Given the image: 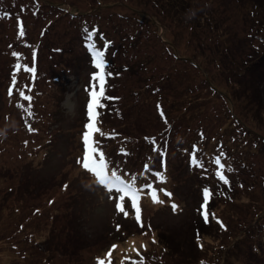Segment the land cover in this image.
Masks as SVG:
<instances>
[{"label": "rangeland", "instance_id": "1", "mask_svg": "<svg viewBox=\"0 0 264 264\" xmlns=\"http://www.w3.org/2000/svg\"><path fill=\"white\" fill-rule=\"evenodd\" d=\"M204 1L213 3V0ZM215 4L218 5L220 35L229 33L234 41L236 39L231 48L233 46L239 62L251 57L247 53L252 52V47L254 52L264 50V41L247 40V28H255L256 15L252 16L244 8H234L235 0H215ZM61 6L66 8L65 12ZM74 7L82 17L67 13ZM132 10L146 17L155 14L150 3L137 0H0V264H98L97 258L105 264L109 259L111 264H131L126 258L139 260L137 251L146 258L143 264H156L157 254L161 255L157 260H161V264H193L194 259L196 264L198 257L212 261V255L207 253L212 246L210 238L202 236L197 241L199 251L194 243L195 235L190 232L197 225L194 224L196 218H191L199 206L196 189L204 181L187 189L190 187L185 179L188 166L174 154L175 144L167 145L168 159L161 157L166 154L162 147L152 153L139 144L134 150V145L128 143L145 134L157 135L161 127L152 106H140L141 100L136 101L131 94L134 89L140 90L141 81L128 80L124 75L115 80L105 78V96L110 99L102 98L104 107L97 109L96 122L100 131L94 133L93 138L104 153L105 163L112 165L110 171H106H115L142 192L138 201L142 228L132 219L134 209L126 207L127 217L116 210L114 200L110 198L116 190L110 194L100 185L99 178L78 162L83 157L82 133L87 122L88 93L95 83L91 78L95 71L93 58H89L80 45L92 36L85 31L87 29L83 30L85 24L91 30L98 28L105 41H113L117 49L127 42L128 36L139 34L144 38L143 45L148 53L155 56V64L159 67L156 69L161 75L165 71L170 74L172 86L179 88V93L204 90L191 62L198 64L203 76L207 75L217 88L226 92L232 90L230 80L211 60L212 54L207 56L201 49H196V41L188 44L186 32L169 27L164 33L161 28L158 33H163L165 41L161 45V41L158 43L150 37L153 34L150 26L135 24L136 16ZM95 11L97 14L91 15ZM171 20L173 18L167 14L166 24ZM21 25L23 36L20 35ZM260 34L264 38V31ZM28 42H34L38 48L28 47ZM164 45H171L178 56L189 57L191 62L175 64L170 50ZM102 49L99 48L102 53L111 52L108 48ZM124 59L125 53L118 51L115 58L110 57V62L117 67ZM162 86L165 90L158 86L156 92H165L169 96L167 90L171 85L163 83ZM10 89L12 95H9ZM20 91L30 96L31 101H25L19 95ZM201 94V101L193 103L189 110L190 116L199 109L201 114L191 123L193 128L189 132L187 129V133L191 136L201 133L202 140L210 141L223 133L237 135L238 132L232 131L224 121L221 101L209 91ZM20 103L25 104V109L18 106ZM29 103L31 108L27 107ZM251 111L247 116L239 113V118L254 133L250 141H256L257 137L263 139L264 111L257 112L255 108ZM106 128L120 135L114 144L104 136ZM122 136L126 141L122 142ZM222 137L228 139V136ZM119 143L129 144L132 148L121 150ZM143 151L147 156L138 157ZM152 156L158 164L165 158L170 162L163 179L147 171L144 165L140 168L141 162L150 161ZM249 156L236 175L243 183L255 180L259 187V181H264V154L260 151ZM183 182L186 183L181 186ZM146 183L156 192L161 184L167 183L173 190L178 188L177 196L173 198L164 191L157 192L158 200L154 202L152 189L146 188ZM262 190L261 186L256 189L258 193ZM250 192L238 191L237 197L242 203L238 201L234 206L226 205L218 210L221 216L229 217L227 222L232 237L242 232L239 230L245 221L252 220V213L247 214L245 203L260 199L258 206L264 210V197ZM168 205H175L177 213L170 212L166 208ZM112 245L116 247L109 258L107 253ZM261 260L247 246L245 252L241 250L238 257L231 260V264H260Z\"/></svg>", "mask_w": 264, "mask_h": 264}, {"label": "trees", "instance_id": "2", "mask_svg": "<svg viewBox=\"0 0 264 264\" xmlns=\"http://www.w3.org/2000/svg\"><path fill=\"white\" fill-rule=\"evenodd\" d=\"M141 1L150 3L151 8L155 11V14L153 15V13H151L146 17L142 13L132 10L133 15L136 16L134 19L135 24L139 23L143 26L146 25V27L150 26L153 31V34L150 37H153L158 43L161 41V45H163L165 42L163 33L159 34V30L162 28L165 33L169 27H172L176 28V31L180 29L188 34V44L196 41L198 44L196 49H201L207 56H209V53L212 54L210 56L212 57L211 60L214 61V64L218 67V69H220V72L224 75V77L230 80L232 90L228 92L213 85L207 75L203 76L202 68L198 66V64L191 62L189 57L178 56L175 52V48L173 49L171 45H169V47L164 45L167 50H170L175 64L183 62L187 63L189 61L191 62L190 66L194 68L197 78H201L204 84V90H202L204 93L205 91H209L218 101H221L224 107L222 111H225V117L223 116L224 121L228 124V126H231L230 129L232 131H237L238 133L237 135H231L229 133L226 135V133H223L220 134L221 137L216 140L212 139V141H210V139H207L208 141L202 140L200 138L201 133H194L193 136H191V133H187V129L188 132L192 130L193 127H191V123H193L198 115L201 114L199 113L201 112V109L194 112L193 115L190 116L191 111L189 110L192 108L190 106L193 103L201 101V97L203 96L201 93L203 91L200 92L192 89L186 90L184 93H179V88L172 86L173 80L170 74L165 71L162 73L164 75H161L159 70L156 69H159V67L155 64V56L153 53H148L147 48L143 45L144 38L139 36V34L128 36L125 39L127 42L119 45L117 49L113 41H105L103 33H101L100 30L99 33L98 28H92L91 30L88 29L89 27L85 24L83 25V30L87 29L85 31L92 35L89 36L91 40H88L87 42H80L82 48L87 52V56L94 59V50L100 52V47L103 48L102 50H104V48L110 49L111 52H108L107 50L103 51V58L105 60V78L115 80L116 78H120L124 75L128 80L136 78L138 81H141L142 86L139 88L140 90L138 91L134 89L131 91V94L136 101L137 99L141 100L139 103L140 106H152L151 108L153 109L154 114L158 118V123L161 126L157 135L145 134L139 138H132V142L128 143L134 145L135 148H132L129 144L127 146H123L120 143L119 148L121 150H131V148L136 150L139 144L140 147H147L149 152L151 151L152 153H155L156 151H159L160 147H162L164 149V153L166 152V154L161 157H167L169 159L167 154V145L170 146L175 144L174 154H177V156L180 157L188 166L185 179L186 181L188 180L190 187L187 189L191 188L195 183L204 181L200 188H195L199 194V206L195 215L191 214V218H196L197 222L194 221V224L197 223V225L193 228V230L195 229L194 233L193 230L190 232L192 235H195L194 243L198 250L199 247L197 246V241H199L202 236L210 238V245L212 246L209 248L207 253L212 255L210 257L212 258V261L210 262L205 259H200L202 257H196L197 263L200 259V264H231V260L238 257L241 250H244L245 252L246 247L249 246L250 251L262 259L259 263L264 264V210H261L258 206L260 199L256 200V202L249 200L248 203L244 204L247 208V214L252 213V220L251 222L245 221L242 224L241 230H239L242 232L236 237L230 236V230L227 222L229 217L224 215V212V217L221 216L218 211L226 205L234 206L238 201L240 202V198L237 197L239 194L237 192L240 190L244 191V193L252 191L250 193L255 194L258 197H264V190H262L261 193L256 191V189L260 186L261 188H264L263 180H260V183L258 182L259 187H257L255 180L243 183V180L236 175L239 172L238 170H242L244 164L247 163V159L250 158L249 154L253 155V153L255 154L260 151L264 154V138L260 139L257 137L256 141H250L249 139L251 134L254 133L251 132L250 126L248 124L246 125V123L244 121L242 122L239 118L240 114H245L247 116L248 112H252L251 110H253V108H255L257 112L264 111V50L254 52L252 47V52L247 53V55H251V57L242 63L238 61V55H236L235 50L232 49L233 46L231 48V44L235 43L236 39L234 41V37H231L229 33H227L228 35H220L218 29L219 24L217 25L219 14L216 7L218 5L215 4V0H213V3L204 0H137V2ZM235 2L237 5L235 7L233 6L234 8H244L246 12L252 16L256 15L255 19L257 23H253L255 28H251L252 26L250 27L251 29L249 27L247 28V40L258 39L264 41L263 36L260 34L264 31V0H235ZM60 5H62V3H60ZM61 7L65 12L66 8L64 6ZM75 8L76 7L67 13L69 15L77 13L78 10ZM97 9L98 8L96 7V10ZM93 14H97V11L91 15ZM167 14L173 18V21L171 20L168 24L164 21ZM76 15L78 17H82L81 13H77ZM85 18L88 17L85 16ZM254 29L257 30L255 31ZM249 30L251 31L250 34H248ZM45 31L46 29H44V34L47 32ZM258 33L260 34L259 37ZM250 45L252 44L250 43ZM33 46L34 48H38V45L34 42H28V47ZM38 50L40 53V48ZM118 51L119 53H125L126 60L124 59L125 61L122 62L120 66L116 67L112 65L113 63L111 64L110 57L114 56L115 58ZM94 70L99 71V69H96L95 66ZM108 72H111L112 75H107ZM172 73H174V71H172ZM163 83L171 85V88L167 90L170 93L169 96H167L168 93L166 95L165 92H156L159 87L165 90L166 87L162 86ZM171 97H173L172 100H170ZM144 100L146 101L144 102ZM157 105L160 107L158 108ZM161 110L164 113L163 117L160 115ZM187 113L189 114L187 115ZM185 125H189L186 126L188 128L184 127ZM197 126L199 125L197 124ZM107 131H109V129H107ZM107 131L104 136L111 140L113 144L119 140V134ZM223 135L225 137L228 136V139L223 140ZM238 135L242 136L239 137ZM184 138L187 141H184ZM124 140L125 138L122 136V142ZM117 153L118 152H116V154ZM143 153L144 151L140 152L138 157L143 155ZM144 156H147V153L144 154L143 157ZM218 156L221 163L225 165L221 171L226 177L227 183L220 180L215 174L218 166L215 165L214 161ZM106 157L110 158V156ZM154 158L155 157L152 156L150 157V161L143 160L140 168L144 165L147 171L154 174L159 172L160 176L164 178L165 175L163 173L168 172L170 162H168L167 158H165L160 160L158 164ZM105 165L107 167L106 169L110 171V167H112V165L110 166L109 164L108 166L107 163H105ZM201 165H203V167H201ZM139 171L141 170L139 169ZM121 179L128 182L125 178ZM211 181H213L212 183L214 185H211ZM184 183L186 182H183L181 186H183ZM164 188H166V191L171 193V197L174 198L177 196L176 190H178V188L173 190L169 187V185H167V183L161 184L157 192H161V189ZM204 188H208L210 190L211 196L207 205L202 208L201 205L204 204ZM182 189L184 190L185 188ZM137 190L140 196L142 192L139 188H137ZM109 193L111 194L112 192ZM128 207L130 208V204ZM166 208L173 214L177 213V209H173L170 205ZM205 211L208 213L207 220H205L204 217ZM35 212H38V209H36ZM132 213V219L135 220V211ZM1 241L2 240L0 239V242ZM246 242L247 244L245 246ZM214 253H217V255H213ZM159 258H161V255L157 254V260ZM145 260L146 258L144 256V262ZM157 260L155 261L156 264L162 263L161 260ZM195 260L196 259H194L193 264L195 263Z\"/></svg>", "mask_w": 264, "mask_h": 264}, {"label": "snow or ice", "instance_id": "3", "mask_svg": "<svg viewBox=\"0 0 264 264\" xmlns=\"http://www.w3.org/2000/svg\"><path fill=\"white\" fill-rule=\"evenodd\" d=\"M23 26H20V35L23 36ZM13 55H19L18 53H13ZM94 59L92 63L95 64L96 69H99V71H93L91 73V78L95 83L92 84L91 90L89 91V99L86 104V120L87 122L84 124V131L82 133V141H83V157L82 159L78 160L79 163H82L83 168L86 170H90L92 173L95 174L96 177L99 178V183L101 185H104L108 188L110 192H112L113 189L116 191L113 193L110 198L114 200L115 208L119 212L123 213L125 217L129 215L128 211H126V207L129 206L132 209L135 210V220L139 224V226L142 228L143 224L141 221V209L138 203L139 200V193L137 188L134 186L131 182H126L124 179H121L120 175H117L115 171L107 172L106 171V165L104 160V153L99 150L97 141L94 140V133H97L100 131V129L97 126L96 120L98 117V108L104 107V104L102 103V98L110 99V97L105 96V60L103 58V53L99 51L94 50ZM107 75H112L111 72H108ZM13 80H15V77H13ZM12 90H9V95H12ZM20 96L24 98L25 101H31V97L25 95L24 91H20ZM21 109H25V104L20 103L18 105ZM28 108H31V104L29 103L27 105ZM159 108L160 106L157 105ZM29 116L32 115L30 111L27 112ZM160 115L163 117L164 113L161 110ZM29 130L31 131V127L29 126ZM27 143V142H26ZM99 153L97 156L96 154ZM215 165L218 166L216 170V176L219 177L220 180L227 183V179L224 176L221 169L225 167L224 164L221 163V160L218 157H216L214 161ZM203 167V165H201ZM156 176L160 179H163L162 176H160V173L157 172ZM146 188L152 189L151 196L154 202L158 200L157 198V192L156 189L152 188L151 184H145ZM161 191H164L166 195L170 196L171 193H168L165 189H161ZM211 196V192L208 188L203 189V201L204 204L201 205L202 208H204ZM130 198V200H129ZM162 202V201H160ZM175 205H173V209H175ZM205 220H207L208 213L207 211L204 212ZM117 228L119 229L120 226L117 225ZM155 242V241H153ZM116 246L112 245V248L109 249L107 255L109 258L112 255V249H114ZM137 255L140 256L139 260L132 259V258H126L129 259L131 264H143L144 257L140 255L139 251H137ZM98 259V264H105V261ZM108 264H111V261L109 259Z\"/></svg>", "mask_w": 264, "mask_h": 264}]
</instances>
